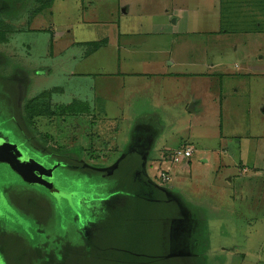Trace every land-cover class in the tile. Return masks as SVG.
<instances>
[{"label": "rangeland", "instance_id": "rangeland-1", "mask_svg": "<svg viewBox=\"0 0 264 264\" xmlns=\"http://www.w3.org/2000/svg\"><path fill=\"white\" fill-rule=\"evenodd\" d=\"M40 1L0 0V117L12 144L20 147L30 139L36 149L30 150L29 156L40 160L44 168L54 169L45 179L52 187L24 181L9 166L0 163V264H122L118 260L129 258L140 259L144 264H264V142L256 143L257 140L250 139V145L241 144L245 149L244 156L247 155L245 161L248 165L255 161L258 168L257 174L248 172L246 179L236 174L235 159L219 155L221 148L236 145L233 141L238 135L256 138V134L263 131L264 80L252 77L246 84L250 87L245 90L246 95L237 97L232 91L246 79L236 71H231L228 78L213 79V84L217 82L218 87L222 86L221 108L214 104L211 99L214 93L209 95L206 86L201 83L186 86L181 93V104L175 110L179 124L175 120L165 128L156 126L155 145L144 141V145H154L149 154L152 164L146 170L140 153H130L137 147L134 133L139 127L134 123L121 122L117 135L112 136L106 132L107 127L100 131L95 129L94 137H101L92 140L90 148L94 150L83 151L86 140L81 139L78 128H64L63 123L51 119L60 116V105L54 104L56 108L39 100L31 121H26L24 115L27 103L45 92L51 93L48 88L64 80L62 65L65 59L61 50L66 44V36L63 34L62 37L59 32L70 26L73 31L67 37L68 42L72 39L80 45L81 41L108 38L112 23H116L113 30L117 34L131 31L129 29L133 30L138 24L144 25L145 15L150 17L151 13L148 10L147 14H139L144 6L137 5V0H55L51 9L53 14L43 12V20L33 21ZM148 1L143 0L153 8V0ZM125 4L129 5V14L122 13ZM206 6L208 11L213 10L212 6ZM207 17L206 14L191 13V33L210 29L205 27ZM212 19L217 20V16ZM235 22L228 20L222 26L229 31L225 41L195 37V43L191 40L188 43L194 45L191 55L181 51L180 57L202 58L204 54L199 47L208 46L207 58L209 52L217 58V50H220L223 58L228 55V71L235 68L242 57L239 39H244L234 28ZM243 22L238 26L244 27ZM51 25L56 31L48 29ZM33 27L43 29L33 31ZM233 28L234 33L230 34ZM52 35L57 42L53 50L49 47ZM180 38L182 42L185 40L184 36ZM256 39L261 45L264 35ZM193 51L196 57L192 55ZM93 64L86 61L75 70L87 71ZM214 71L218 72L217 69ZM72 85L69 83L67 87ZM193 95L198 103L202 99L201 105L205 109L198 108L197 115L185 114L182 112L185 105L192 101L185 102V99ZM57 98L62 101L64 97L57 95ZM253 101L260 105L256 106ZM100 113L91 111L98 122ZM107 113L104 112L109 116ZM133 114L130 113L132 117ZM79 121L83 123V133H89L91 129L85 119L69 118L70 125ZM103 135L110 137L109 143L104 144ZM0 137L5 138L1 132ZM181 141L193 148L192 157L185 159L191 162L188 168H182L186 162L162 165V149L166 145L175 148ZM127 152V157L120 159ZM232 155L236 156L238 152ZM60 157L66 160L69 157L67 165L70 166H64L63 162L53 163L52 160ZM75 162L82 166H73ZM164 167L170 169V183H162V177L167 176L162 171ZM113 168L117 169L114 171ZM148 178L164 189L172 185V190L182 196L177 199L194 207L196 220L205 221L198 242L190 240L191 235L189 239L184 237L185 245H182L183 249L190 245L194 251L192 256L200 255L195 262H192L190 252L180 251V255L178 248L170 245L168 235H172L174 225L179 222L176 214L182 210L172 205L164 191L159 190L152 199L143 195L149 192L145 186ZM243 180L251 183H242ZM143 186L145 191H131L138 194L134 197L126 191L130 187L133 190ZM126 213L144 218L139 220V227L134 225L136 231L121 229L120 222L126 219L122 217ZM157 218L158 223L150 225V221ZM160 257L165 260L156 261Z\"/></svg>", "mask_w": 264, "mask_h": 264}, {"label": "crops", "instance_id": "crops-1", "mask_svg": "<svg viewBox=\"0 0 264 264\" xmlns=\"http://www.w3.org/2000/svg\"><path fill=\"white\" fill-rule=\"evenodd\" d=\"M54 1L41 0L37 3L39 6L35 8L34 14L36 16L33 21L43 20V12L50 15L49 12H52ZM193 1L197 0H153L154 6L149 8L151 4L143 2V0H137V5L143 4L144 6V8L141 7L144 10L140 11L139 14H147L148 10L151 13L150 17L145 15L146 21H144V25L138 24L133 30L130 28L129 30L131 31H123L117 34L116 30H113L116 23H112L108 38L102 37L101 39L81 41L80 45L72 39L68 42L67 37L73 31L70 26L59 32L62 37L63 34L66 36V44L61 50L65 59L63 61L64 65H62L64 80L54 85L52 84L53 86L48 88L51 93L45 103L52 106L54 104L60 105L61 109L65 110L59 114L60 116H52L51 119H54L55 122L57 120L59 123H63L64 128H78L81 139L86 140V148L84 147L83 151L94 150V148H90V145L93 144L92 140L95 137H101V135L94 137L93 131L95 129L100 131L107 127L106 132H109V136H112L117 135L121 122L134 123L135 126L139 127L136 133H134L135 130L133 132L137 137V147H134L136 149L134 151L131 150L130 153H140L139 156L143 157V159L141 158L144 165L143 168L146 170L148 165L152 164L149 154L154 149L156 141L157 135L154 129L156 126L165 128L175 120L179 124L180 119L177 118L175 110L181 104V93L186 86L195 83H201L206 86L207 90H209V95L214 93L211 97L214 100V104L217 103L219 108H221L223 105L222 86L218 87L217 82L213 84V79L228 78L231 71H236L237 75H241L243 79H246L240 87L233 89L232 92L237 97L246 95L247 92L245 90L250 89L246 84L250 82L252 77L257 80H264L262 78L264 77V42L260 45L256 39V37L264 35V0H200L204 2L202 4L193 3ZM82 3L81 1L80 4L82 5ZM77 4L79 3L77 2ZM206 4L212 6L215 13L212 14L213 10L208 11ZM35 6L37 5L35 4ZM122 13H130L128 4L123 6ZM191 13L206 14L208 16L206 18L208 24L205 27L210 29L204 32L193 31L191 33V30H189V27L192 26L190 24ZM213 16H217V20L214 21L212 19ZM228 20H236L234 28L239 31V35L244 37L243 41L239 39L242 57L240 62L235 65V68H231L228 71V60L226 59L228 55L223 58L220 50H217V54H219L217 58H213L211 52H209V58H207L206 51L208 46L199 47V50L204 54V56H201L202 58L180 57L181 51L191 55V49L194 45L188 43L190 40L195 43V37H207L216 42L225 41L229 31L227 32V29L224 30L222 26ZM243 21H245L244 27L238 26L242 25ZM30 22L32 24V21ZM33 28V31H42L43 29L39 27ZM44 28L47 29V27ZM49 28L50 30H55L53 25L49 26ZM234 28L231 29L230 34L234 33ZM20 36L21 34H19ZM182 36L185 37L183 42L180 38ZM56 43L54 35L50 36L49 47L52 50ZM254 46L258 48L254 49ZM195 47L198 52V47ZM192 55L196 57V52L193 51ZM86 61L94 62L92 69L83 72L75 70L79 69ZM46 68H49V66H46ZM215 69L218 72L214 71ZM69 83H73V85L67 87ZM212 86L214 87L213 91L210 90ZM262 92H264V88ZM57 95L64 97L61 98L62 101L57 98ZM55 96L56 98L54 99ZM183 98L185 99V97ZM191 99L192 101L185 105V109L182 112L197 115L198 108L200 110L204 108L201 105L202 99L198 103L193 95L187 97L185 102ZM252 103L255 102L253 101ZM255 104L252 105L255 106ZM74 105L75 108H73ZM257 105L259 106L260 104L257 103ZM54 106L58 108L56 105ZM93 110L101 112L99 122L92 116L91 111ZM262 110H264V106ZM106 111L109 116L104 114ZM131 112H134L133 117L130 115ZM220 116H222V112H220ZM70 117L85 119L88 126H90V132L83 133L84 126L81 121L73 122L70 125ZM256 126L257 122L255 121ZM220 127L221 125L219 124V130ZM262 129L263 131H261L260 135L256 134V138L253 135L247 138L238 135L236 137L237 140H231L236 145L225 146L219 151L221 153L219 155L223 154L227 158L235 159L233 165L236 169V174L241 178L246 179L248 172H253L254 174L258 172L255 161L250 162V165L245 161L247 155L244 156L245 149H242L241 144L250 145V139L257 140L256 143L258 141L264 142V124ZM109 136H102L104 144L110 142ZM144 141L154 145H144ZM185 149L191 152L190 157L187 158L189 160L193 153V148L189 146V143L181 141L175 148L166 145L162 149V165L167 162L172 165L186 162L182 168L187 169V165H190L191 162L185 161V159L178 163L172 161L175 152ZM234 152H238V155L233 156ZM127 154L128 152L120 159L127 157ZM170 159L171 161H169ZM162 171H165L169 178L166 182L170 183V169L164 167ZM228 181L232 182L230 178H228ZM162 183L165 184V182ZM242 183L251 182L243 180ZM155 185L171 198L172 205L174 204L175 208L178 207L179 210H182V213L176 214L179 222L174 225L172 235H168L171 247L178 248L179 252H190L189 255H191L192 262H195L200 255L198 254L197 257L192 256L194 251H192L190 245L187 249H183L182 245H185L184 237L189 239L191 235L190 240L198 242L199 231L202 232L205 228V221L196 220L197 214L194 212V207L186 203L185 200L177 199L182 198V196L172 190L174 189L172 185L168 189ZM141 217L139 216L138 219L143 221L144 218L141 219ZM159 218L150 221V225L154 226L157 224ZM171 247H169V250ZM179 254L181 255L182 253L180 252ZM174 257H177V255ZM162 260H165V258L156 259V261ZM166 262L169 261L167 260ZM170 262L173 261L171 260ZM201 262L205 263L203 260Z\"/></svg>", "mask_w": 264, "mask_h": 264}, {"label": "trees", "instance_id": "trees-1", "mask_svg": "<svg viewBox=\"0 0 264 264\" xmlns=\"http://www.w3.org/2000/svg\"><path fill=\"white\" fill-rule=\"evenodd\" d=\"M42 94V93H41ZM47 92H45L44 94H42L41 95V97H39V98H35V99H33L32 101H30L29 103H27L25 106H24V115H25V119H27L26 121H31V117L33 116L32 114L35 112L34 111V108L36 107V104H37V102H39V100H42L43 102L45 101L46 102V100L47 99H45L46 98V96H48L49 97V94L50 93H48L47 95ZM40 96V95H39ZM60 111H61V113H63L65 110H62V109H60ZM11 118H12V116H11ZM6 127L4 126V124H3V122L1 121V117H0V132L2 133V135H3V137L5 136V138L4 139H6L8 142H10L9 141V138L7 137V135H8V131L5 129ZM1 138V137H0ZM29 140V141H28ZM25 142V143H24ZM23 143H22V145H24V146H22L23 147V149H26V150H35L36 148V146L34 145V143H32L31 142V140L30 139H27V141H24ZM17 146V145H16ZM69 158V157H68ZM67 158V160L66 159H63V158H57L56 160H52L53 161V163L55 164V163H57V165L58 164H60L61 162H63V164H64V166H70V165H67L68 164V160H70V159H68ZM121 161V160H120ZM120 161H119V163H120ZM142 161V160H141ZM118 163V164H119ZM82 163H78V162H75L74 164H73V166H77V167H79V166H82L81 165ZM117 164V165H118ZM73 166H71V167H73ZM53 167V166H52ZM83 168H85V170H91V169H88V168H86V167H83ZM117 168H115L114 169V171L116 170ZM113 171V172H114ZM113 172H111L110 174H112ZM148 180V183H146L145 182V186L147 187V190L149 191L148 193H145V194H143V195H148V196H150V198L152 199V198H155L156 197V194H157V192L160 190L150 179H147ZM129 186H131L130 184H128ZM130 189H131V187H130ZM128 190V188L126 189V191H127V193H131L130 195H132L133 197H134V194L135 195H138L137 193H132V192H137V191H140L141 190V192L142 191H145V188H144V186L143 187H141V188H136V189H133V190ZM52 191H54V189L52 190ZM132 191V192H131ZM130 195H129V197H130ZM128 197V198H129ZM123 200L125 199V198H122ZM130 200V199H129ZM122 217H126V219H124L123 218V221L122 222H120V223H122V225H123V227L121 228V229H132V230H134V231H136L135 230V228H134V225H137V227H139V224L141 223V222H139V219H135V218H138V217H135V216H131V215H129L128 213H126V216H122ZM135 217V218H134ZM137 232H139V231H137ZM162 259H163V257H161ZM134 258H132V260H130V258L129 259H127V260H118L119 262H121L122 264H130V262H135L134 264H144L143 263V261L141 262L140 261V259H135V260H133ZM150 263V262H149ZM148 263V264H149Z\"/></svg>", "mask_w": 264, "mask_h": 264}, {"label": "water", "instance_id": "water-1", "mask_svg": "<svg viewBox=\"0 0 264 264\" xmlns=\"http://www.w3.org/2000/svg\"><path fill=\"white\" fill-rule=\"evenodd\" d=\"M0 163L9 166L24 181L31 184L52 187V184H49L45 179L54 171L53 168H44L34 160L21 162L20 156L16 151V145L12 146L6 139L2 138H0ZM34 172H37V175Z\"/></svg>", "mask_w": 264, "mask_h": 264}, {"label": "flooded vegetation", "instance_id": "flooded-vegetation-1", "mask_svg": "<svg viewBox=\"0 0 264 264\" xmlns=\"http://www.w3.org/2000/svg\"><path fill=\"white\" fill-rule=\"evenodd\" d=\"M8 143H10V144H12L11 142H8ZM12 146H14V144H12ZM16 151H17V153L19 154V156H20V161L21 162H29V161H31V160H34L35 162H37L38 164H40V165H43L41 162H40V160L38 161V159L36 160L35 158H31L30 156H29V154H28V152H29V150H26V149H23V147H18V146H16ZM31 152V151H30ZM55 164H57V163H55ZM46 168H48V167H46ZM49 169V168H48ZM53 173V172H52ZM34 174H36L37 175V172H34ZM50 180V179H49Z\"/></svg>", "mask_w": 264, "mask_h": 264}, {"label": "built area", "instance_id": "built-area-1", "mask_svg": "<svg viewBox=\"0 0 264 264\" xmlns=\"http://www.w3.org/2000/svg\"><path fill=\"white\" fill-rule=\"evenodd\" d=\"M190 155H191V152H190V150H188V149H185V150H179V151H177V152L174 153L173 158H172V161H173L174 163H178V162H181V161L184 160V159L189 158ZM162 181H163V182L168 181V177L164 175V176L162 177Z\"/></svg>", "mask_w": 264, "mask_h": 264}]
</instances>
